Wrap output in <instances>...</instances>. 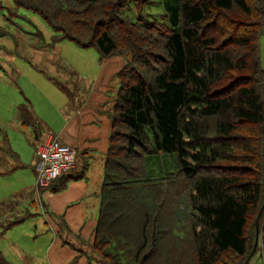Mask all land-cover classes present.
Returning <instances> with one entry per match:
<instances>
[{
	"label": "trees",
	"instance_id": "obj_1",
	"mask_svg": "<svg viewBox=\"0 0 264 264\" xmlns=\"http://www.w3.org/2000/svg\"><path fill=\"white\" fill-rule=\"evenodd\" d=\"M13 1L51 27L52 42L126 60L99 262L245 264L264 204V0ZM19 112L23 126H37L29 105ZM260 224L264 239V212ZM0 264H12L2 252Z\"/></svg>",
	"mask_w": 264,
	"mask_h": 264
},
{
	"label": "crops",
	"instance_id": "obj_2",
	"mask_svg": "<svg viewBox=\"0 0 264 264\" xmlns=\"http://www.w3.org/2000/svg\"><path fill=\"white\" fill-rule=\"evenodd\" d=\"M125 65L121 56L98 57L94 63L97 72L75 74L83 86L65 87L55 96L58 108L28 101L36 127L23 126L19 112L14 117L10 135L6 133V171L0 170V237L12 229L0 252L12 264H101L93 244L119 91L112 81ZM41 126L44 132H37ZM30 128L36 131L33 138ZM48 133L77 151L75 168L65 177L84 172L59 192L52 189L57 182L48 188L36 187L33 162L37 146ZM30 207L43 215L35 217ZM16 220L19 222L6 227ZM250 264H264V252L258 249Z\"/></svg>",
	"mask_w": 264,
	"mask_h": 264
},
{
	"label": "rangeland",
	"instance_id": "obj_3",
	"mask_svg": "<svg viewBox=\"0 0 264 264\" xmlns=\"http://www.w3.org/2000/svg\"><path fill=\"white\" fill-rule=\"evenodd\" d=\"M53 33L38 14L18 7L13 0H0V170L6 171V133L10 135L19 106L31 101L33 105L58 108L55 96L61 95L62 89L84 85L75 80V74L97 72L96 59H105L96 48H84L69 39L54 43ZM112 82L119 89V79ZM30 131L35 137L36 131ZM39 131L44 132V128ZM30 209L35 217L43 215L36 207ZM10 231L0 237V246H6Z\"/></svg>",
	"mask_w": 264,
	"mask_h": 264
},
{
	"label": "built area",
	"instance_id": "obj_4",
	"mask_svg": "<svg viewBox=\"0 0 264 264\" xmlns=\"http://www.w3.org/2000/svg\"><path fill=\"white\" fill-rule=\"evenodd\" d=\"M77 151L61 143L48 133L36 149L33 167L36 174V187H50L58 179L73 171L76 165ZM258 249L264 252V239L260 236Z\"/></svg>",
	"mask_w": 264,
	"mask_h": 264
},
{
	"label": "water",
	"instance_id": "obj_5",
	"mask_svg": "<svg viewBox=\"0 0 264 264\" xmlns=\"http://www.w3.org/2000/svg\"><path fill=\"white\" fill-rule=\"evenodd\" d=\"M263 212H264V204L262 205V207H261V209L259 211V214H258V216L256 218V237H255V242H254L253 249H252L251 253L249 254L245 264H249L251 259L253 258V256L257 252L260 236H261V233L263 231V227L260 224V220H261V216H262Z\"/></svg>",
	"mask_w": 264,
	"mask_h": 264
}]
</instances>
